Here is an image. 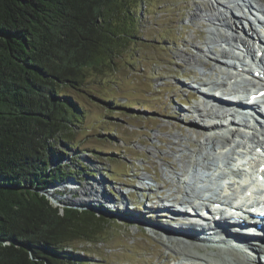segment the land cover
Segmentation results:
<instances>
[{
    "label": "rangeland",
    "instance_id": "rangeland-1",
    "mask_svg": "<svg viewBox=\"0 0 264 264\" xmlns=\"http://www.w3.org/2000/svg\"><path fill=\"white\" fill-rule=\"evenodd\" d=\"M129 1L136 4V34L117 56L112 69L98 77L90 76L98 79L92 86L94 94L81 97L84 116L73 131L72 146L62 143L56 146L66 149L68 157L64 162L69 163L72 158L70 165L78 170L77 178L67 179H71L69 186L56 183L47 188V195L53 204H59L60 211L67 205L90 209L97 204L93 201L102 197L113 203L118 196L110 195L111 188L123 200H128L126 194L135 190V197L141 202H144L142 192L177 197L193 194L199 181L208 184L215 180L211 178L213 169L207 167L209 163L214 166L216 162L227 161L242 149L241 129L233 128L228 135L229 144L221 134H212L205 142L188 134V129L200 125L184 117L200 120L189 109L201 105L205 98L195 87L202 85L196 76L205 81L219 80L227 66L224 62L235 60L234 50L241 33L232 28V21L238 24L240 19L245 31L249 30V24L257 26L250 21L246 24L245 7L248 3L264 6V1ZM238 3L241 9L234 5ZM203 120L205 117L200 121ZM171 143H175L174 149L170 148ZM165 156L169 160H164ZM75 163H80L87 173ZM188 169L191 170L182 181L181 174ZM147 182L154 183L156 188L150 190L152 185ZM85 188L91 195L90 204L86 200L80 202L86 197L82 192ZM212 189L207 194H215ZM57 191L61 194H55ZM144 204H148L146 200ZM127 207L132 210L130 203ZM140 210L144 212L129 214H136L145 222L150 214L145 213L144 206ZM93 211L99 222L95 219L88 229L96 226L97 233L91 235L90 241H72L74 250L63 248L66 254L60 264H215L225 263V257L232 258L234 264H242L230 250L215 249L202 242L163 239L159 235L164 227L162 222L161 226L146 230L143 222L130 224L124 215L117 217L96 208ZM151 219L162 221L158 215H152Z\"/></svg>",
    "mask_w": 264,
    "mask_h": 264
},
{
    "label": "trees",
    "instance_id": "trees-1",
    "mask_svg": "<svg viewBox=\"0 0 264 264\" xmlns=\"http://www.w3.org/2000/svg\"><path fill=\"white\" fill-rule=\"evenodd\" d=\"M135 7L129 0H0V264H60L63 248L97 233L88 229L99 222L94 211H60L46 191L77 178L72 158L65 163L66 149L56 146H72L81 97L136 34Z\"/></svg>",
    "mask_w": 264,
    "mask_h": 264
},
{
    "label": "bare ground",
    "instance_id": "bare-ground-1",
    "mask_svg": "<svg viewBox=\"0 0 264 264\" xmlns=\"http://www.w3.org/2000/svg\"><path fill=\"white\" fill-rule=\"evenodd\" d=\"M262 1H264V0H262ZM235 6H237V7H240L239 9H241V6H240V4L238 3V5L237 4H234ZM226 13V12H225ZM232 16H235L233 13H232ZM224 17V16H223ZM223 19V18H222ZM236 19H239V16H236ZM221 21H223V20H221ZM226 23H227V21L226 20H224ZM215 22V21H214ZM240 23V22H239ZM225 24V23H224ZM250 29H251V26H250ZM256 33V32H255ZM250 36L251 35H247V37L245 38V39H242V46H244V48H246L247 50H250L251 51V47H250V44H249V40H250ZM234 39V38H233ZM235 41V40H234ZM221 52V55H226V52L225 51H220ZM207 63V62H206ZM217 67V66H216ZM190 72V71H189ZM219 72V71H218ZM194 73V72H193ZM217 73V72H216ZM212 74V73H211ZM217 75V74H216ZM198 76V75H197ZM196 76V78L199 80V82H201V84H207V85H209L208 84V82L207 81H205V80H203L201 77H197ZM211 83H213L211 86H213V85H216V83H214V82H211ZM207 96L209 95V96H213L210 92H207V94H206ZM214 99H216V97L214 98ZM220 99V100H219ZM216 100H219V102L221 103V104H224V103H222L221 102V100H223V98H221V97H218ZM196 111H199V116H202V117H207L209 114H212V113H216V111H215V108L213 107V106H209V107H207V108H205L204 110H201V109H195ZM182 117H184V116H182ZM184 119H186V120H189V121H193L194 123H196V124H198V125H200V128H195V126L194 127H192L190 130L188 129L187 130V132H188V134H193L196 138H203V140L206 142V141H208L211 137H213L214 135H212V134H216L215 132H214V130H213V127H212V124L210 123V122H208V120H203V121H205V122H203V121H200V120H197V119H192V118H185L184 117ZM181 127V126H180ZM197 127H199V126H197ZM183 128H181V130H182ZM168 131V130H167ZM184 131V130H183ZM239 132V131H238ZM207 133H209V135L208 136H206V134ZM233 133H235V132H233ZM229 135V134H228ZM211 136V137H210ZM220 137V136H219ZM223 138H225V139H223ZM222 139L223 140H226V143H229V141H228V137H223ZM232 138V137H231ZM212 140V139H211ZM168 141V140H167ZM224 142V141H223ZM175 144V143H174ZM174 144H172L171 143V149H174L175 148V145ZM213 144V143H212ZM213 147V146H212ZM206 157V156H205ZM163 159L164 160H169L168 158H166V156L165 157H163ZM194 161V160H193ZM171 164V163H170ZM186 169V168H185ZM156 179V178H155ZM180 189V188H179ZM151 190V189H150ZM82 192L84 193V194H86V197H85V199H80V200H82V201H80L81 203L82 202H85V200L90 204L91 203V199H90V197H91V195H90V193H88L87 192V190H86V188L85 189H82ZM102 192H100V194L99 195H102L101 194ZM169 194V193H168ZM101 197V196H100ZM166 197H170V201H174V202H176V203H179V202H186V199H184V197H177L176 195L174 196H169V195H166L165 196V198L164 199H167ZM155 198V197H154ZM102 199H105V198H103L102 197ZM102 199H100V200H94L93 202H102L104 205H105V207L106 206H109L110 204H113V203H107V200L105 199V200H102ZM163 199V196L161 195V196H156V198H155V201H153V203L151 204V209L152 210H155V208H158L161 212H164V213H167V214H170V213H172V209L170 208V207H167V206H165L163 203H162V200H164ZM157 200V201H156ZM157 214H159V213H157ZM133 218H136V217H133ZM148 218V217H147ZM170 218V217H169ZM157 219V218H156ZM164 220H166L165 218H163ZM148 222V224L147 225H152V226H161L160 225V223L162 222V221H157V220H155L154 219V221H153V219L151 220H149V221H147ZM174 222L175 221H172L171 219H168V224H165L164 223V227L163 228H160V237H162L163 239H166L167 241H170V240H172V236H175V237H177L176 239L181 243V242H184V241H192L191 240V238L193 237L194 238V234H190L189 233V231H186V230H183V229H180V230H177V229H175V227H173V224H174ZM178 222H180V221H178ZM163 223V222H162ZM163 226V225H162ZM172 226V227H171ZM155 228V227H154ZM188 233L190 234V236H189V238H188ZM175 234H177V235H175ZM188 238V239H187ZM220 239H222V238H220ZM176 241V240H175ZM192 242H194L195 243V241H192ZM225 250H230V251H232V255H235L237 258H240V256L238 255V253L239 254H241V252L240 251H238V250H236L234 247H233V245H230L229 246V248H227V249H225ZM245 251V250H244ZM235 253V254H234ZM196 254V253H195ZM193 255V254H192ZM241 259V258H240ZM219 260V259H218ZM231 260L232 261H234L232 258H231ZM235 262V261H234ZM237 264H239V262L237 263ZM241 264V263H240Z\"/></svg>",
    "mask_w": 264,
    "mask_h": 264
},
{
    "label": "water",
    "instance_id": "water-1",
    "mask_svg": "<svg viewBox=\"0 0 264 264\" xmlns=\"http://www.w3.org/2000/svg\"><path fill=\"white\" fill-rule=\"evenodd\" d=\"M71 182L70 181H66L64 183H62L61 185H64V186H68V184H70ZM48 198H50L48 195H46ZM51 200V198H50ZM54 203V202H53Z\"/></svg>",
    "mask_w": 264,
    "mask_h": 264
}]
</instances>
